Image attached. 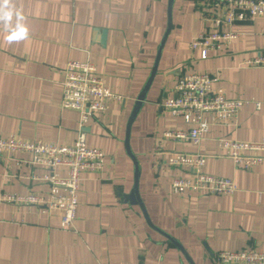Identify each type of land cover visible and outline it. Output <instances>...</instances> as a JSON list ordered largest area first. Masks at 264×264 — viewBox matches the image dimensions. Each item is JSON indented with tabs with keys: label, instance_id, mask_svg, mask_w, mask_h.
<instances>
[{
	"label": "crops",
	"instance_id": "0c3cea01",
	"mask_svg": "<svg viewBox=\"0 0 264 264\" xmlns=\"http://www.w3.org/2000/svg\"><path fill=\"white\" fill-rule=\"evenodd\" d=\"M201 1L174 0L172 27L132 124L130 149L152 224L175 239L194 264H215L220 252L264 251V161L244 171L218 143L264 140V68L244 65L264 54V18L236 23L231 29L237 38L228 49L202 61L189 49L195 37L210 29L202 20ZM166 6L167 0H0V139L74 144L78 114L60 106L68 62L93 63L103 84L121 98L93 114L82 130L86 145L101 150L105 161L101 171L80 174L71 230L60 228L57 211L43 215L34 207L3 202L5 194L46 195L47 187L28 179L44 173L42 168L0 161V264H186L171 243L147 227L137 207L123 202L133 183L124 130L164 33ZM96 30L105 31L104 46ZM194 73H208L217 79L214 89L249 103L229 124L210 127L196 146L164 138L188 126L159 106L180 77ZM172 153L204 156L202 172L232 180L237 191L231 196L174 195L172 179L189 173L164 165ZM16 157L30 159L27 154Z\"/></svg>",
	"mask_w": 264,
	"mask_h": 264
},
{
	"label": "built area",
	"instance_id": "2783aa9c",
	"mask_svg": "<svg viewBox=\"0 0 264 264\" xmlns=\"http://www.w3.org/2000/svg\"><path fill=\"white\" fill-rule=\"evenodd\" d=\"M202 20L210 29L199 34L189 44L191 51L198 52L200 60H206L211 52L226 51L237 38L232 32L236 23H247L264 18V0H203L199 3ZM205 8V10H203ZM264 37V27L261 29ZM246 67L264 68V54H257L244 62ZM216 78L208 73L185 74L178 79L170 95L159 103L167 115L182 119L187 131L164 133L168 140L188 141L198 145L212 126L227 125L249 103L229 99L221 89H214ZM121 98L113 95L97 76L93 63L71 61L66 64L61 84V108L78 114V135L72 146L26 141L16 138L0 139V161L5 165L14 162L28 168L40 167L41 175L31 174L28 179L47 187L46 195L5 194L2 201L16 206L34 207L43 215L57 211L60 228L71 230L76 218L77 191L80 174L97 173L104 166L105 155L96 148L86 145L82 133L95 113L107 109L111 102L120 103ZM259 109V104L254 103ZM219 145L235 167L248 171L264 161V140L242 142L220 139ZM27 154L28 161L16 156ZM205 157L184 153L167 156L164 165L168 168H183L189 176L174 178L171 192L183 195L187 191L202 192L216 196H231L237 189L230 179L206 175L202 172ZM62 171V172H60ZM14 176L8 174V179ZM215 264H264V251L243 248L238 251H224L216 254Z\"/></svg>",
	"mask_w": 264,
	"mask_h": 264
},
{
	"label": "water",
	"instance_id": "95a60500",
	"mask_svg": "<svg viewBox=\"0 0 264 264\" xmlns=\"http://www.w3.org/2000/svg\"><path fill=\"white\" fill-rule=\"evenodd\" d=\"M173 3H174V0H167L166 27H165L164 33H163L161 40L159 41V44L157 46L152 68L148 74V77H147L145 83L143 84V86L139 92V95L136 98V101L133 104V107L130 111V114H129L127 122H126L125 130H124V137H123V147H124L125 154H126L127 158L129 159V161L131 162V165H132V170H133L132 182L133 183H132V188H131V191L129 192V194L123 196V202H124V204H128L129 206L137 207L139 209L147 227L150 228L152 231L158 233L160 236L165 238L169 243H171L181 253L186 264H194L192 262V260L189 258V256L187 255V253L185 252V250L182 248V246L175 239H173L171 236H169L166 233H164L163 231H161L159 228L155 227V225H153L152 222L150 221V218L146 212V209H145L143 202H142L140 195H139L138 186H139L140 172H139L138 161L130 149V131H131L132 124L134 123V121H135L144 101H145L146 95H147L149 88L153 82V79L157 73L158 63L160 61L165 43L167 41V38L169 36L170 30L172 27ZM95 32L98 33V35L96 36V39L98 40L100 45L104 46L105 34H106L105 31H97L96 30Z\"/></svg>",
	"mask_w": 264,
	"mask_h": 264
},
{
	"label": "rangeland",
	"instance_id": "374dc122",
	"mask_svg": "<svg viewBox=\"0 0 264 264\" xmlns=\"http://www.w3.org/2000/svg\"><path fill=\"white\" fill-rule=\"evenodd\" d=\"M162 100V99H161Z\"/></svg>",
	"mask_w": 264,
	"mask_h": 264
},
{
	"label": "trees",
	"instance_id": "16d2710c",
	"mask_svg": "<svg viewBox=\"0 0 264 264\" xmlns=\"http://www.w3.org/2000/svg\"><path fill=\"white\" fill-rule=\"evenodd\" d=\"M199 56V55H198Z\"/></svg>",
	"mask_w": 264,
	"mask_h": 264
}]
</instances>
